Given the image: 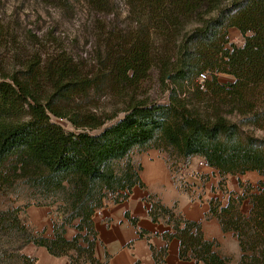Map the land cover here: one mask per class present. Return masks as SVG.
Here are the masks:
<instances>
[{"label":"trees","instance_id":"obj_1","mask_svg":"<svg viewBox=\"0 0 264 264\" xmlns=\"http://www.w3.org/2000/svg\"><path fill=\"white\" fill-rule=\"evenodd\" d=\"M124 3L128 24L106 33L116 43H106L101 58L105 75L120 90L137 85L157 66L161 81L172 83L166 101L131 96L112 123L95 120L84 125L87 130H65L51 118L64 117L55 102L82 94L91 78L82 77L61 55L49 58L46 66L22 59L20 73L0 75V264H36V258L20 252L28 243L66 257L68 264H106L107 254L103 261L95 256L93 216L109 193L115 194V203L126 199L133 186L144 187L131 161L134 151L155 148L177 159L201 157L218 172L224 193L227 175L255 171L264 177V0ZM92 5L112 14L110 0H92ZM230 28L244 36L242 46L225 47ZM200 73L208 77L198 84ZM219 73L233 81L219 82ZM177 84L191 88V95L179 97L183 90ZM240 125L263 134L254 136ZM239 186L242 192H229L225 204L211 198L208 216L236 237L237 264H264V180L255 191L242 181ZM21 189L26 204L51 208L49 236L31 232L20 220L12 197ZM246 197L251 206L243 214L240 205ZM145 201L150 220L170 227L161 237L178 239L180 259L228 264L215 250L216 241L204 236L201 221L186 219L154 194ZM125 217L136 225V218ZM67 227L76 230L70 239ZM144 234L138 230L139 237ZM149 247L155 264H162L166 247Z\"/></svg>","mask_w":264,"mask_h":264},{"label":"rangeland","instance_id":"obj_2","mask_svg":"<svg viewBox=\"0 0 264 264\" xmlns=\"http://www.w3.org/2000/svg\"><path fill=\"white\" fill-rule=\"evenodd\" d=\"M110 3L112 14L95 9L92 0H0V23L3 25L0 36V75L20 73L22 59L41 60V64L46 66L49 58L61 55L72 63L82 77L92 79V84L82 94L55 102V110L64 117L51 118L65 130H87L88 127L84 125L95 120L104 121L103 125L112 123L122 116L121 110L131 96L151 102L167 100L172 83L168 79L161 81L162 73L157 66H153L137 85L122 86L120 90L114 88L107 79L101 58L106 43L111 41L115 44L116 40L114 37H106V33L128 24L124 0H110ZM226 39L225 47L229 49L244 43V36L235 28L227 31ZM229 79L231 77L228 75L217 74V80L221 83ZM177 88L185 94L180 93L179 97L191 95V88L178 84ZM229 117L238 120L237 116ZM240 126L242 131L254 136L263 134L250 126ZM167 155L170 164L176 166L179 159ZM245 183L250 185L248 181ZM19 193L12 197V205L18 206L20 220L33 232L27 221L26 209L36 205L32 201L26 204L28 200L23 189ZM32 247L33 244L28 243L20 252L32 258L37 257L36 264H43L40 257L31 250ZM15 264L20 263L16 261Z\"/></svg>","mask_w":264,"mask_h":264},{"label":"crops","instance_id":"obj_3","mask_svg":"<svg viewBox=\"0 0 264 264\" xmlns=\"http://www.w3.org/2000/svg\"><path fill=\"white\" fill-rule=\"evenodd\" d=\"M230 77L228 82L233 81V77ZM131 161L138 168L144 187L133 186L126 199L115 203L108 202L99 214H94L93 221L98 234L95 256L100 261H103L107 254L106 264H134L135 261H139L140 264H155L149 247L151 244L155 249L166 247V256L162 264H203L180 259L178 239L165 241L161 237V233L170 230V227L163 221H151L147 214L148 204L145 197L154 194L163 205L168 207L174 205L176 212L186 219L201 221L204 236L216 241L217 253L228 258V264H237L240 256L237 239L232 232L222 231L214 216H208L209 200L218 198L225 204L229 192L236 194L242 192L239 181L244 183L248 181L252 191H255L257 182L262 180V175L255 171L227 175L224 187L228 192L224 193L218 187L220 179L218 172L210 166L198 165L196 156L179 159L177 162L178 174L184 181L181 187L172 178L167 152L155 148L134 151L131 154ZM250 206L249 198L246 197L241 202L240 211L247 214ZM125 213L131 218H136V225L131 224ZM26 214L34 233L43 232L45 236L51 234L54 216L50 207L31 206L26 209ZM138 230L144 231V236L139 237ZM75 232L73 227H67L65 237L70 239ZM31 250L40 257L43 264H68L66 257L51 256L44 247L33 245Z\"/></svg>","mask_w":264,"mask_h":264},{"label":"built area","instance_id":"obj_4","mask_svg":"<svg viewBox=\"0 0 264 264\" xmlns=\"http://www.w3.org/2000/svg\"><path fill=\"white\" fill-rule=\"evenodd\" d=\"M208 77L207 73H200L197 80L202 83L206 78ZM196 160H197V164L203 167H209V165L206 163V161L204 159H202L201 157L196 156ZM177 166L178 164L176 163V166L171 165L170 167V171H171V175L172 178L174 179V181L176 182V184L181 187L184 183V181L181 179V177L178 174V170H177ZM115 194H108V200L105 202V205L108 202H112V198L114 197ZM101 212V209L96 211V214H99Z\"/></svg>","mask_w":264,"mask_h":264}]
</instances>
